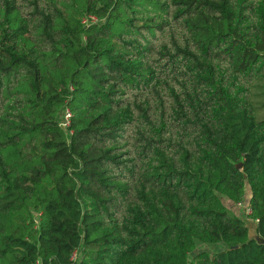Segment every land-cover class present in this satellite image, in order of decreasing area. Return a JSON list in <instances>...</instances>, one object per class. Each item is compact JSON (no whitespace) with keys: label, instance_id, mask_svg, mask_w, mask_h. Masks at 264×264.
Segmentation results:
<instances>
[{"label":"trees","instance_id":"trees-1","mask_svg":"<svg viewBox=\"0 0 264 264\" xmlns=\"http://www.w3.org/2000/svg\"><path fill=\"white\" fill-rule=\"evenodd\" d=\"M0 264H264V0H0Z\"/></svg>","mask_w":264,"mask_h":264},{"label":"rangeland","instance_id":"rangeland-1","mask_svg":"<svg viewBox=\"0 0 264 264\" xmlns=\"http://www.w3.org/2000/svg\"><path fill=\"white\" fill-rule=\"evenodd\" d=\"M247 194H249V189L245 190V193L243 195V199L240 203L236 204L225 197H221V200L223 204L227 207V209L230 210L233 214L237 215L241 219H243L248 226V228L251 230L253 228V223L252 220L248 217L249 214V209H248V204H247ZM225 245L220 243H201V242H196V251L200 250H206L210 253L216 252L220 249H222Z\"/></svg>","mask_w":264,"mask_h":264},{"label":"built area","instance_id":"built-area-1","mask_svg":"<svg viewBox=\"0 0 264 264\" xmlns=\"http://www.w3.org/2000/svg\"><path fill=\"white\" fill-rule=\"evenodd\" d=\"M95 21L96 18L94 16L89 15L82 20V23L87 24L88 22H95ZM70 116H71L70 112L66 109L62 115L60 126H62L63 128H67L69 125Z\"/></svg>","mask_w":264,"mask_h":264},{"label":"water","instance_id":"water-1","mask_svg":"<svg viewBox=\"0 0 264 264\" xmlns=\"http://www.w3.org/2000/svg\"><path fill=\"white\" fill-rule=\"evenodd\" d=\"M236 167L237 168H240L241 167V164H237L236 165ZM252 223H253V228L250 230L249 228V235H250V237H252V238H255L256 240H258L259 242H263V240L262 239H260L259 237H258V235L256 234V232H255V222L252 220ZM248 227V226H247ZM235 247H237V246H235Z\"/></svg>","mask_w":264,"mask_h":264},{"label":"crops","instance_id":"crops-1","mask_svg":"<svg viewBox=\"0 0 264 264\" xmlns=\"http://www.w3.org/2000/svg\"><path fill=\"white\" fill-rule=\"evenodd\" d=\"M248 196H249V194H247V197H246V198H247V200H248Z\"/></svg>","mask_w":264,"mask_h":264}]
</instances>
